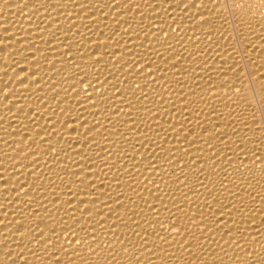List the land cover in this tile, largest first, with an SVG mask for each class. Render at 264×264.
<instances>
[{"label": "bare ground", "instance_id": "6f19581e", "mask_svg": "<svg viewBox=\"0 0 264 264\" xmlns=\"http://www.w3.org/2000/svg\"><path fill=\"white\" fill-rule=\"evenodd\" d=\"M0 264H264V0H0Z\"/></svg>", "mask_w": 264, "mask_h": 264}]
</instances>
